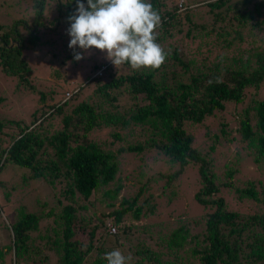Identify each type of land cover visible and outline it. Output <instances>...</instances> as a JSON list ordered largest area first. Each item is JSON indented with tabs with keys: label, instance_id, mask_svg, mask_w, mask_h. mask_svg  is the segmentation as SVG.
<instances>
[{
	"label": "trees",
	"instance_id": "16d2710c",
	"mask_svg": "<svg viewBox=\"0 0 264 264\" xmlns=\"http://www.w3.org/2000/svg\"><path fill=\"white\" fill-rule=\"evenodd\" d=\"M31 1L32 7L25 4L24 17L0 25V70L17 79V88L36 95L38 88L31 85L32 72L23 52L39 45L40 28L70 27L68 17L77 4L76 0ZM82 2L87 6V0ZM150 2L161 16L157 42L168 53L160 69L136 72L128 65L117 68L107 63L103 75L97 76L103 64L94 65L80 85L54 70L60 81L37 92L43 109L36 110L28 124L0 117V172L7 163L27 170L30 178L52 190L60 208L58 213L49 211L55 226H47L38 237L47 240L45 249L53 252L54 263L38 248L29 256L34 245L31 236L39 232L41 216L21 209L16 220L1 223L11 240L0 246V264H29L32 259L37 264L33 256L39 253L44 255L40 264H107L105 253L119 249L124 254L119 239L137 228L127 219L154 212L151 201L153 191L160 192L159 184L161 194L172 200L176 191L172 188L179 187L189 168L197 169L194 199L205 211L198 221L205 230L190 235L181 226L151 244L133 241L127 248L132 264H264L263 180L235 185L236 169L227 168L221 176L209 159L217 144L237 142L251 153L254 169L264 175V96H260L264 37L258 36L262 40L255 43L254 33L264 32L263 4L253 0H200L196 6L187 0ZM199 6L206 9L207 22L198 18L194 7ZM245 32L248 47L241 45ZM64 85L68 88L57 97L56 88ZM197 130L204 134L202 148L194 145ZM145 151L153 152L154 158L143 157ZM127 154L142 161L132 168L133 184L126 183L128 175L121 176V161ZM149 160L161 162L166 169L148 176L143 167L152 169ZM131 185L136 194L127 196ZM224 188L232 190L238 201H246L248 212L230 209ZM102 190L104 208L110 211H102L93 224L88 202L93 196L94 202L103 203L97 198ZM144 192L146 198L139 201ZM191 256L197 257V263L190 262Z\"/></svg>",
	"mask_w": 264,
	"mask_h": 264
},
{
	"label": "rangeland",
	"instance_id": "374dc122",
	"mask_svg": "<svg viewBox=\"0 0 264 264\" xmlns=\"http://www.w3.org/2000/svg\"><path fill=\"white\" fill-rule=\"evenodd\" d=\"M16 1V2H14ZM190 4H194L200 0H187ZM259 2L264 8V0H253ZM12 2L14 6H9ZM25 4L32 7L31 0H0V25L6 27L10 24L11 20L24 17L26 13L24 12ZM199 5V4H197ZM192 6V5H191ZM193 6H196L195 4ZM203 6L194 7L195 12H199L200 16L203 17V21L207 22L208 17L205 14ZM261 15H264V10H262ZM196 21L199 22V20ZM225 25V23H224ZM66 27H59L56 30L51 28H40L38 30V36L40 38V43L37 47L31 49H25L23 52V58L28 61L31 68V85L38 88L37 92L45 91L47 86H56V83L60 80L56 79L54 76V70H60L64 73L67 78H70L72 83L78 82L77 85L82 84L94 65L107 64L110 63L106 59V53L101 52L97 49H92L91 54H86L85 58L76 61L73 58V52L69 49L68 44L70 42V37L67 35ZM237 29V28H234ZM256 36H263V33L259 34L254 32ZM260 36V37H261ZM258 37L255 43L261 42V38ZM244 41L241 43L242 47H248V33L243 35ZM233 47V44H232ZM77 51H81L77 48ZM124 72L126 70H123ZM122 72V71H120ZM123 72V73H124ZM108 79V78H107ZM49 81V84L45 85ZM64 88H68L67 85L63 87H57V97L60 96ZM260 96H264V85H262ZM0 91L1 95L4 97V102L0 104V117L5 121H23L29 123L32 119V114L41 108V104L37 103V92L36 95L33 93L27 94L23 87L17 88V79L5 75L0 70ZM27 94V95H26ZM36 97V98H35ZM86 94L81 96V100L85 99ZM40 113V112H39ZM7 131V130H5ZM10 131V130H8ZM196 138L194 139V145L202 148L201 141V131H194ZM5 139H8L5 137ZM210 141H208L209 143ZM239 150V151H238ZM148 156L150 159L154 158V154L151 151H145L143 157ZM209 159L212 160L216 171L221 176L225 175L227 168L236 169V173L233 176L232 181L235 185L243 184L246 180H263L264 175L255 170V164L253 162V157L248 150L240 147L237 142H226L222 144H217L216 148L210 153ZM121 176H129V180L126 181L127 184H133V179L130 174L133 171V167L141 164L142 161H136L133 156L127 154V158L124 163ZM148 166L152 169L143 167L149 175L150 172L164 171L166 168L161 164V162L153 163L151 160L146 161ZM123 168V167H122ZM262 170V169H261ZM123 173V175H122ZM27 170L19 168L16 165L7 163L0 172V246L6 245L11 240V233L7 228L3 227L1 223L13 222L17 219L19 211L24 209L25 212H32L41 216L39 232L32 233V242L34 245L30 247L29 256L33 255L34 248L42 250L43 254L47 255L51 263H54L56 258L53 252L46 250V239L38 238L39 235L45 234V229L47 226H55L54 220L55 216H48L51 209H54L56 213L59 212L60 208L56 206L55 197L52 190L41 180L32 179L29 177ZM147 177V176H146ZM145 177V179H146ZM123 182L125 179H123ZM197 169L189 168L182 175L179 180V187L172 188L176 190L172 200H169L166 196L161 194V184L160 192L153 191L155 195L151 201L156 205V209L152 214L141 216L139 219L132 221L130 218L127 219L130 224L136 225L137 228L132 229L133 232L128 235H121L119 239L123 245L124 254H131L127 251L130 243L136 240L143 239L144 244L153 243L157 241L156 237H168L172 230L177 227L185 226L190 235L200 234L205 230L204 223H198L200 217L205 213L203 207L197 203L194 199L195 191L197 190ZM144 181V180H143ZM229 180H227L228 182ZM135 183V182H134ZM129 188L127 196H133L136 194L134 186L131 185ZM223 198L229 203V207L232 210H241L248 212L246 208V201H238L233 191L224 188ZM151 192V191H150ZM147 194V193H146ZM162 195L159 197L158 195ZM98 199H103V203L98 204L97 201L94 202V198L90 199L88 202L89 214L94 218L93 224L96 223L95 217L103 212H109L108 208H104L106 204V199L103 197V190L97 193ZM145 197L144 194L140 197L139 201H143ZM253 210H250L252 212ZM84 214V212H83ZM4 221V222H3ZM152 233V234H151ZM151 234L153 237L149 236ZM151 237V238H150ZM82 238V237H81ZM88 236L83 234V239H87ZM146 239V241H145ZM94 242H98L95 238ZM30 243V244H31ZM189 244L185 245V250L189 248ZM160 249V248H159ZM39 253L37 256H33L37 260V264H40L39 258L44 256ZM132 256V255H131ZM189 259L190 256H186ZM6 260L8 261V257ZM197 257L191 256L190 262L197 263ZM35 264L32 261L29 264ZM8 264V263H7ZM25 264H28L27 262Z\"/></svg>",
	"mask_w": 264,
	"mask_h": 264
},
{
	"label": "clouds",
	"instance_id": "9594fccd",
	"mask_svg": "<svg viewBox=\"0 0 264 264\" xmlns=\"http://www.w3.org/2000/svg\"><path fill=\"white\" fill-rule=\"evenodd\" d=\"M76 10L68 17L69 49L79 61L92 49L106 53L118 68L158 70L168 53L157 42L161 16L150 0H76ZM77 48L81 51H77ZM107 264H132V256L119 249L105 253Z\"/></svg>",
	"mask_w": 264,
	"mask_h": 264
},
{
	"label": "built area",
	"instance_id": "2783aa9c",
	"mask_svg": "<svg viewBox=\"0 0 264 264\" xmlns=\"http://www.w3.org/2000/svg\"><path fill=\"white\" fill-rule=\"evenodd\" d=\"M109 64H111V62H110ZM107 65H108V64H107ZM107 65H102V66L98 69V71L96 72V75H97V76H102V75H103V71H105V68H107ZM111 231H114V230L112 229Z\"/></svg>",
	"mask_w": 264,
	"mask_h": 264
}]
</instances>
